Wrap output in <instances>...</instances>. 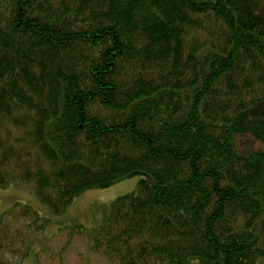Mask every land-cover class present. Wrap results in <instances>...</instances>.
<instances>
[{
    "label": "trees",
    "instance_id": "16d2710c",
    "mask_svg": "<svg viewBox=\"0 0 264 264\" xmlns=\"http://www.w3.org/2000/svg\"><path fill=\"white\" fill-rule=\"evenodd\" d=\"M135 177L71 227L94 254L264 264V0H0V190L33 197L0 218V264Z\"/></svg>",
    "mask_w": 264,
    "mask_h": 264
},
{
    "label": "rangeland",
    "instance_id": "374dc122",
    "mask_svg": "<svg viewBox=\"0 0 264 264\" xmlns=\"http://www.w3.org/2000/svg\"><path fill=\"white\" fill-rule=\"evenodd\" d=\"M259 144L248 137L241 138L240 151L243 154L253 152ZM141 177H135L116 184L108 189L90 190L75 200L68 209V217L63 223H56L41 236L39 247H36L38 263L32 264H112L101 255L90 250L89 238L86 234L77 235L72 232L73 225L86 230L98 224L104 207L117 198L137 193ZM32 194L26 188H10L0 190V218L5 211L19 204L32 203ZM67 216V215H65ZM62 218L60 219V221ZM62 222V221H61Z\"/></svg>",
    "mask_w": 264,
    "mask_h": 264
}]
</instances>
